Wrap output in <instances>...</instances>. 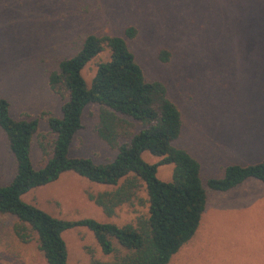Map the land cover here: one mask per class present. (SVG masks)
<instances>
[{"label":"rangeland","instance_id":"rangeland-1","mask_svg":"<svg viewBox=\"0 0 264 264\" xmlns=\"http://www.w3.org/2000/svg\"><path fill=\"white\" fill-rule=\"evenodd\" d=\"M212 25L219 28L213 34ZM133 26L129 47L150 81L166 85L182 114V134L175 143L201 164V178H220L230 164L250 165L264 158V0H0V99L14 118L60 115L62 100L48 86L49 73L61 58L73 54L87 34L121 36ZM207 27L208 30H207ZM170 57L161 63L157 54ZM105 49L83 70L87 83ZM98 107L88 106L76 134L71 157L106 163L115 152L95 134ZM45 121L38 134H48ZM147 162L157 158L144 154ZM31 160L45 163L36 137ZM14 159L0 129V186L14 175ZM172 166L158 168L170 181ZM105 188L73 173L38 187L23 200L63 220L93 218L118 226L146 213L138 201L108 218L88 200ZM138 197L145 199L140 191ZM17 220L0 214V264H46L36 237L28 243L14 234ZM68 264L107 261L91 232L63 234ZM169 264H264V185L249 180L236 189L208 194L199 227Z\"/></svg>","mask_w":264,"mask_h":264},{"label":"trees","instance_id":"trees-1","mask_svg":"<svg viewBox=\"0 0 264 264\" xmlns=\"http://www.w3.org/2000/svg\"><path fill=\"white\" fill-rule=\"evenodd\" d=\"M214 28L217 35L219 28ZM136 34L133 26L121 36L87 34L73 54L60 59L48 76L50 91L63 102L58 116L43 112L14 118L9 102L0 99V129L15 163L11 181L0 186V214L16 218L14 234L21 242L36 237L46 264H68L63 234L76 228L91 232L101 254L109 258L102 261L92 256L90 264H169L195 235L208 194L230 192L249 180L264 185V158L250 165L230 164L222 177L203 182L199 161L175 145L183 125L178 105L163 82L147 79L129 47ZM105 49L108 59L97 64L87 83L83 70ZM169 57L165 49L157 54L161 63ZM91 105L98 107L96 136L115 152L106 163L69 155L82 129L83 112ZM41 120L48 134H38ZM35 137L45 159L38 169L31 160ZM145 153L158 161L147 162ZM168 165L171 179L162 181L158 168ZM65 173L105 188L87 198L108 218L135 201L146 213L118 226L93 218L58 219L23 200L33 189L56 182ZM140 191L144 200L138 197Z\"/></svg>","mask_w":264,"mask_h":264}]
</instances>
